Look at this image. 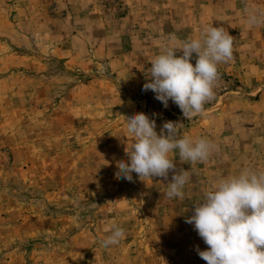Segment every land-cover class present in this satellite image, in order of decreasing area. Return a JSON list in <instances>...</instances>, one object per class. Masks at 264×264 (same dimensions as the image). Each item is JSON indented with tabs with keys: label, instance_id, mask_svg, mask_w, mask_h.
<instances>
[{
	"label": "rangeland",
	"instance_id": "rangeland-1",
	"mask_svg": "<svg viewBox=\"0 0 264 264\" xmlns=\"http://www.w3.org/2000/svg\"><path fill=\"white\" fill-rule=\"evenodd\" d=\"M250 10L264 0H0V264H206L192 205L215 178L264 170V23L249 26ZM187 21L200 29L170 30ZM209 26L233 37L232 56L186 118L143 90L147 68L171 35ZM133 113L217 146L195 164L170 154L192 173L183 199L165 195L173 172L115 174ZM113 221L125 238L104 246Z\"/></svg>",
	"mask_w": 264,
	"mask_h": 264
},
{
	"label": "clouds",
	"instance_id": "clouds-1",
	"mask_svg": "<svg viewBox=\"0 0 264 264\" xmlns=\"http://www.w3.org/2000/svg\"><path fill=\"white\" fill-rule=\"evenodd\" d=\"M246 22L249 26L264 23V13L250 10ZM169 39L171 46L151 58L143 90H151L164 107L171 100L189 118L202 113L213 98L217 66L231 59L234 40L218 26L207 27L196 38L178 41L171 35ZM125 124L131 141L126 143L127 160L117 162L115 174L128 181L132 173L139 179L167 180L173 172L166 184L168 199H183L192 175L190 170L177 171L170 154L178 153L181 161L195 164L206 161L217 148L207 138L179 137V124L171 121L163 123L158 134L155 121L143 113L129 115ZM185 222L207 245L204 251L196 249L206 264H264V170L247 167L236 175L215 178ZM124 238V229L113 221L101 242L117 246Z\"/></svg>",
	"mask_w": 264,
	"mask_h": 264
},
{
	"label": "crops",
	"instance_id": "crops-1",
	"mask_svg": "<svg viewBox=\"0 0 264 264\" xmlns=\"http://www.w3.org/2000/svg\"><path fill=\"white\" fill-rule=\"evenodd\" d=\"M214 17H210V21L208 22V25L213 24ZM196 29H200V28L193 27V24L191 25L188 21L186 23H183V24L177 22L175 25H170V30L178 31V32L191 33V32H195ZM178 41H183V38L179 39Z\"/></svg>",
	"mask_w": 264,
	"mask_h": 264
}]
</instances>
